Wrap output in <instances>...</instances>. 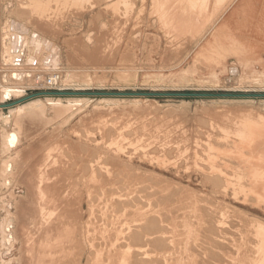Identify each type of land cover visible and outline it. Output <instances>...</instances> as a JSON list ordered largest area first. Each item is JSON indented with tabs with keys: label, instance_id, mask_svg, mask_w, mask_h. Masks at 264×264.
<instances>
[{
	"label": "rangeland",
	"instance_id": "1",
	"mask_svg": "<svg viewBox=\"0 0 264 264\" xmlns=\"http://www.w3.org/2000/svg\"><path fill=\"white\" fill-rule=\"evenodd\" d=\"M220 1L0 0V104L85 93L0 108V264H264V0Z\"/></svg>",
	"mask_w": 264,
	"mask_h": 264
},
{
	"label": "bare ground",
	"instance_id": "2",
	"mask_svg": "<svg viewBox=\"0 0 264 264\" xmlns=\"http://www.w3.org/2000/svg\"><path fill=\"white\" fill-rule=\"evenodd\" d=\"M218 1H219V0H218ZM225 1H226V0H221L219 5L216 3V7H217V8H218V7L221 8V10L218 12V14H219L220 12H224V11L226 12V11H227V10L233 5V4L236 3L237 0H231V1H229V2L227 1V4H226V5L224 4ZM239 3H240V2H239ZM224 5H225V6H224ZM222 6H224V7H222ZM217 8H216V9H217ZM175 10H176V9H175ZM218 10H219V8H218ZM216 13H217V11H216ZM216 15H217V14H216ZM216 15H215V16H216ZM169 16H170V15H169ZM217 16H218V15H217ZM170 17H172V15H171ZM176 17H177V16H175V18H176ZM168 18H169V17H168ZM172 18H174V17H172ZM172 18H171V20H172ZM180 18H181V17H180ZM176 19H177V20H176ZM176 19H175V21L180 20L179 18H176ZM169 21H170V20H169ZM175 21H173V22H175ZM217 21H218V20H217ZM173 24H174V23H173ZM213 25H214V24H213ZM183 29H184V28H183ZM245 29H247V28H245ZM248 34H249V33H247L246 35H248ZM243 35H244V34H243ZM248 42H249V41H248ZM9 97H10V95L6 93V98H9ZM36 101H38V99H35V98H34V99H31V100H28V101L25 102V103H27V104L29 103L28 105H30L31 103L36 102ZM25 103H22V106H23V104H25ZM19 105H21V104H19ZM28 105H26V106H28ZM0 106H1V104H0ZM24 107H25V105H24ZM16 110H17V109H16ZM33 110H34V108H33ZM235 128H236V127H235ZM17 142H18V140H17L16 136H15V135H12V136L9 138V140H8V145H9V147L14 148V147L17 145ZM192 155H193V154H192ZM92 158H93V157H92ZM92 158H91V160H93ZM94 158H96V156H94ZM94 161H95V160H94ZM90 162H91V161H90ZM96 162H98V161H96ZM96 162H95V163H96ZM91 166H92V165H91ZM93 167L95 168V166H93ZM90 168H91V167H90ZM96 168H97V167H96ZM96 171H97V170H96ZM96 171H95V172H96ZM93 172H94V171H93ZM92 174H93V173H92ZM96 174H97V173H96ZM90 177H92V176H89V178H90ZM93 180H95V179L93 178ZM96 180H97V179H96ZM91 182H92V181H91ZM93 182H95V181H93ZM96 183H97V182H96ZM96 183H95V184H96ZM93 184H94V183H93ZM92 187H93V186H92ZM92 187H91V189H92ZM82 188H83V187H82ZM93 189H94V188H93ZM95 190H96V189H95ZM92 191H93V190H92ZM99 191H100V190H99ZM13 194H14V193H13ZM90 194H92V193L90 192ZM14 195H15V194H14ZM20 196H21V195H20ZM15 197H16V196H15ZM15 197H13V198H15ZM95 198H96V197H95ZM89 200H90V198H89ZM95 200H96V199H95ZM18 202H19V201H18ZM93 202H94V201H92L91 203H93ZM80 203H81V202H80ZM19 205L21 206L22 204H19ZM41 205H45V204H41ZM88 205H89V204H88ZM93 205H94V204H93ZM93 205H92V206H93ZM96 205H97V204H96ZM49 206H50V205H49ZM89 207H90V206H89ZM19 208H20V207H19ZM37 208H38V206H37ZM48 208H49V207H48ZM48 208H47V209H48ZM90 208H91V207H90ZM42 209H43V208L41 207V211H42ZM51 209H52V208H51ZM51 209H50V210H51ZM92 209H93V208H92ZM95 209H96V208H95ZM19 210H20V209H19ZM50 210H49V212H50ZM90 210H91V209H90ZM17 211H18V210H17ZM41 211H40V212H41ZM43 211H44V210H43ZM43 211H42V212H43ZM45 211H46V210H45ZM45 211H44V212H45ZM91 211H92V210H91ZM44 212H43V213H44ZM43 213H42V214H43ZM46 213H47V212H46ZM46 213H45V214H46ZM47 214H48V213H47ZM5 215H7V214H5ZM15 215H17V213H16ZM43 215H44V214H43ZM43 215H42V218L44 217ZM47 216H48V215H46L45 217H46V218H49V217H47ZM16 217H17V216H16ZM45 217H44V218H45ZM0 219H1V218H0ZM14 220H15V219H14ZM18 220H19V219H18ZM18 220H17V221H18ZM42 220H45V219H42ZM47 220H48V219H47ZM12 221H13V220H12ZM12 221H11V222H12ZM49 221H50V220H49ZM9 222H10V221H9ZM40 222H41V221H40ZM91 222H92V221H91ZM94 222H95V221H94ZM94 222H93V224H94ZM42 223H44V222H42ZM50 223H51V222H50ZM18 224H19V223H18ZM24 224H25V223H24ZM45 224H47L46 221H45ZM0 225H1V224H0ZM2 225H3V223H2ZM48 225H49V224H48ZM48 225H47V226H48ZM60 225H61V224H60ZM51 227H52V226H51ZM51 227H50V228H51ZM51 229H52V228H51ZM25 230H26V229H25ZM25 230H23V231H25ZM53 230H54V229H53ZM56 230H57V229H56ZM0 231H1L0 233H2V236H3V234H5V237L3 236L4 240L9 241L10 243H11V241H14V242H15V233L13 232V228H12V227L1 228ZM49 231H50V230H49ZM54 231H55V230H54ZM57 231H58V230H57ZM66 231H67V230H66ZM66 231H65V232H66ZM68 231H69V230H68ZM27 232H28V231H27ZM27 232H26V235H27ZM52 232H53V231H52ZM59 232H60V231H58V232H56V233H59ZM11 233H12V234H11ZM43 233H44V232H43ZM47 233H48V232H47ZM63 233H64V231H63ZM63 233H62V234H63ZM67 233H68V232H67ZM54 234H55V232H54ZM62 234H61V235H62ZM71 234H72V233H71ZM71 234L68 235V236L71 237ZM26 235H25V236H26ZM30 235H31V234H30ZM49 235H52V234L49 233ZM66 235H67V234H66ZM66 235H65V236H66ZM2 236H1V237H2ZM46 236H47V235H46ZM56 236H59V234L56 235ZM23 237H24V236H23ZM47 237H48V236H47ZM47 237H46V238H47ZM24 238H25V237H24ZM28 238H29V237H28ZM46 238H45V239H46ZM55 238H60V236H59V237H55ZM20 239H21V238H20ZM22 239H23V238H22ZM26 239H27V237H26ZM29 239H30V238H29ZM0 241H1V238H0ZM41 241H42V240H41ZM41 241H39V242H41ZM27 242H29V240H28ZM27 242H26V243H27ZM36 242H37V241H36ZM39 242H38V243H39ZM42 242H43V241H42ZM4 243H6V242H4ZM43 243H44V242H43ZM47 243H48V242H47ZM8 244H9V243H8ZM30 244H31V243H30ZM32 244H33V243H32ZM35 244H36V243H35ZM263 244H264V243H263ZM4 245H5V244H4ZM44 245H46V244H44ZM21 246H22V245H21ZM41 246H42V245H41ZM46 246H47V245H46ZM6 247H7V246H6ZM6 247H5V248H6ZM49 247H50V245H49ZM13 248H14V247H13ZM22 248H23V247H22ZM50 248H51V247H50ZM61 248H62V247H61ZM43 249H46V247H44ZM47 249H48V248H47ZM13 250H14V249H13ZM49 250H50V249H49ZM29 251H31V250H29ZM20 252H21V251H20ZM31 252H32V251H31ZM33 252H34V251H33ZM61 252H64V251L62 250ZM26 255H27V254H26ZM48 255H49V254H48ZM50 255H51V254H50ZM64 255H65V252H64ZM31 256H32V254H31ZM38 256L41 257L40 255H38ZM27 257H28V256H27ZM33 257H34V255H33ZM46 257H48V256H46ZM49 258H50V257H49ZM36 259H37V258H36ZM36 259H35V260H36ZM40 259H41V258H40ZM42 259H43V257H42ZM37 260H39V259H37ZM47 260H48V259H47ZM23 261H24V260H23ZM32 261H33V260H32ZM43 261L45 262V259H44ZM49 261H50V260H49ZM27 262H28V261H27ZM35 262H37V261H35ZM46 262H48V261H46ZM46 262H45V263H46ZM52 262H53V261H52ZM52 262H49V263L52 264ZM23 263H24V262H23ZM40 263H41V261H40ZM19 264H20V263H19ZM29 264H30V263H29ZM34 264H35V263H34ZM37 264H39V261H38ZM53 264H55V263H53Z\"/></svg>",
	"mask_w": 264,
	"mask_h": 264
},
{
	"label": "water",
	"instance_id": "3",
	"mask_svg": "<svg viewBox=\"0 0 264 264\" xmlns=\"http://www.w3.org/2000/svg\"><path fill=\"white\" fill-rule=\"evenodd\" d=\"M14 25L12 27H14ZM21 55L22 56L24 55V51L21 52ZM20 60H21V58L17 59V61H20ZM84 94L85 93H62V92H60V93H57V92L35 93V94H31V95H29L23 99H20L18 101L1 105L0 108H3V109L12 108V107H15L19 104L25 103L28 100H31V99H34V98L40 97V96H72V95H84ZM123 95L139 96V94H123ZM145 95H152V96H195L194 94H145Z\"/></svg>",
	"mask_w": 264,
	"mask_h": 264
},
{
	"label": "crops",
	"instance_id": "4",
	"mask_svg": "<svg viewBox=\"0 0 264 264\" xmlns=\"http://www.w3.org/2000/svg\"><path fill=\"white\" fill-rule=\"evenodd\" d=\"M26 64L24 63V65L23 66H25Z\"/></svg>",
	"mask_w": 264,
	"mask_h": 264
}]
</instances>
